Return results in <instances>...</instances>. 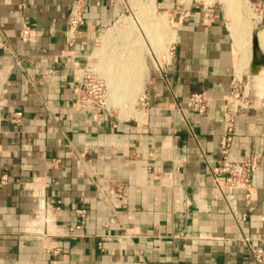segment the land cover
Returning <instances> with one entry per match:
<instances>
[{"label":"crops","instance_id":"crops-1","mask_svg":"<svg viewBox=\"0 0 264 264\" xmlns=\"http://www.w3.org/2000/svg\"><path fill=\"white\" fill-rule=\"evenodd\" d=\"M73 1L0 0V264H255L244 239L264 245V88L250 90L232 144L236 160L261 156L251 204L240 192L224 198L208 166L220 158L231 83L248 74L223 12L156 0L174 52L165 74L150 75L140 119L122 120L78 92L125 2L84 0L70 46ZM198 92L212 100L208 114L183 115Z\"/></svg>","mask_w":264,"mask_h":264},{"label":"rangeland","instance_id":"rangeland-1","mask_svg":"<svg viewBox=\"0 0 264 264\" xmlns=\"http://www.w3.org/2000/svg\"><path fill=\"white\" fill-rule=\"evenodd\" d=\"M148 1L149 0H124L126 11L122 18H124V20H128H126L128 23L127 29L122 28L124 30L120 33L117 31L111 32L112 29L116 27L115 24L110 29L102 31L97 38L94 51L91 54L84 69V71L87 68L92 70V80L88 81L90 87L84 89L86 90L85 96H96L97 99H103L105 96L104 100H106L105 103L107 109H101L112 113L117 118L120 117V111L115 107L110 108L111 110L108 107V102L110 99V86L108 82L119 78L118 76L124 73L127 65H135V67L132 68V71L136 72L134 79L140 81L143 92H140L141 94H139L136 90V92H133V95L128 96V98L132 99L133 101V103H130L132 104V109H137V111L144 110L145 104L147 103V87L150 75L153 72L158 73L159 69H166L171 58L172 47H174V33L167 10L163 9L155 0L157 9L155 13H143L139 7L145 5ZM185 1L187 0H182V2ZM191 1H194L196 4L202 5L203 7L207 6L219 8L225 15L226 22L234 39V32L236 29H238V20L243 19L246 20V22H249V24H251L250 27L252 28L251 34L249 35V42L251 44L250 48L252 51L253 36L258 34L264 23L263 15L261 16V13L258 11V9L261 8L257 6V4L261 1L242 0V5H240V7H242L239 8V10H235L236 12L233 10L230 11L224 4L223 0H190V2ZM263 5L264 4H262V11L264 9ZM228 11L231 13L229 14ZM159 21L163 22V28L160 30L159 27H157V23H159ZM119 25L122 26L121 23ZM142 27L150 29L148 30L150 32L153 46H150V40L146 41L144 35H142L140 32ZM150 47H152L154 50ZM135 55L136 57H134ZM138 63H140V65H138ZM250 67L251 64L249 67H247L246 71H248V74L245 76L244 84L247 85L250 81L248 85L250 90L255 87L263 89L264 76L260 77V84L258 85L254 81V77L250 75ZM119 91V89H113V92L116 96Z\"/></svg>","mask_w":264,"mask_h":264},{"label":"built area","instance_id":"built-area-1","mask_svg":"<svg viewBox=\"0 0 264 264\" xmlns=\"http://www.w3.org/2000/svg\"><path fill=\"white\" fill-rule=\"evenodd\" d=\"M263 1L257 4L262 9ZM264 6V5H263ZM85 8L86 4L84 0H74L71 6V10L67 20V43L73 46L77 40L81 27L85 24ZM256 8V6H255ZM258 9L263 15V11ZM205 16L211 18L214 14L213 7L205 8ZM29 33L26 31L23 35L25 41ZM0 47L8 49L5 43H0ZM174 52L172 47L171 56ZM171 59V58H170ZM19 66L21 63L18 62ZM89 66V64H88ZM168 66V64H167ZM160 74H165L166 69L158 70ZM92 80V70L87 68L79 83L78 99L86 105H94L98 108H106V100L100 99L95 96H85L86 88L90 87L88 81ZM248 85L244 84V80L239 77H235L231 83V89L228 98L226 99L225 107V129L223 134V145L220 152V158L217 161L208 163L211 178L214 186L218 189L219 193L226 198L228 191L240 192L244 195V201L246 205L251 204L252 200V177L258 169V163L261 156L250 157L244 160H236L232 154V144L235 136V127L237 120L240 116H243L252 106L251 92ZM212 100L204 92H198L192 94L187 102L186 107L181 108L180 112L186 115L187 112L197 113L200 116H206L211 108ZM107 109V108H106ZM23 120L22 112H15L11 115L10 121L12 123L20 124ZM81 216L86 213L85 210L78 211ZM237 223L241 224L247 220L248 215L244 214L241 217L234 215ZM82 225L77 226L75 229H71L69 234L75 235L76 230H80ZM264 241V236L262 237ZM244 241L248 244L249 253L252 261L255 264H263L264 262V245L256 246L249 238H245ZM142 264H149L143 262Z\"/></svg>","mask_w":264,"mask_h":264},{"label":"bare ground","instance_id":"bare-ground-1","mask_svg":"<svg viewBox=\"0 0 264 264\" xmlns=\"http://www.w3.org/2000/svg\"><path fill=\"white\" fill-rule=\"evenodd\" d=\"M223 2L230 11L231 10L235 11L237 9L239 10V8L242 7V6L240 7V5H242L241 4L242 0H223ZM136 8H138V7H136ZM139 8H141L143 13L154 14L155 11L157 10L156 5H155V0H149L145 5L140 6ZM230 11H228L229 14L231 13ZM149 15H151V14H149ZM126 20L127 19L124 20V18H122L115 25L116 27L114 29H112L111 32L117 31L120 33L124 29H127V27H128L127 21L128 20L127 21ZM120 23L122 24V26L119 25ZM250 25L251 24H249V22H246V20L240 19V20H238V29H236L234 32L236 43H237L239 51L242 55V61H241L242 70L244 68L249 67L251 64V55H252L251 53H252V51L250 48L251 44L249 42V37H250L249 35L251 34L252 28L250 27ZM138 26H139V24H138ZM143 27L141 28L140 32L142 33V35H144L146 41L150 40V42H151L152 39L150 37V32H149L150 29L148 28L149 29L148 30L146 27L145 28H143ZM157 27H159V30L161 28H163V22L159 21V23H157ZM122 28H124V29H122ZM139 30H140V28H139ZM258 39H259L260 47L264 53V28L260 29V31L258 32ZM153 44H155V43H153ZM150 46H153L152 42H151ZM150 48H152V47H150ZM134 57H136V55ZM138 65H140V63H138ZM133 67H135V65H133V64L127 65L124 73L122 75L118 76L119 78H117V79L115 78L116 80L113 79L110 82H108L109 86H110V93H109L110 99L108 102V107H109V109L112 107H115L117 110H119L120 111V117L119 118L122 120H130L133 118L140 119V117L142 115V111H137V109L135 110L134 108L132 109V107H131L132 104H130V103H133V101H132V99L128 98V96H132L133 92H136V90L138 91L139 94H141L143 92L140 81L137 79H134L136 72L132 71ZM261 74H263V75H261ZM261 74L259 76H257L256 78H254V81L258 85L260 84V77L264 76V69L261 71ZM131 79H133V80H131ZM115 88L120 90L117 93V96L113 92V89H115ZM135 95H138V94H135ZM133 107H134V105H133Z\"/></svg>","mask_w":264,"mask_h":264},{"label":"water","instance_id":"water-1","mask_svg":"<svg viewBox=\"0 0 264 264\" xmlns=\"http://www.w3.org/2000/svg\"><path fill=\"white\" fill-rule=\"evenodd\" d=\"M253 49H252V60H251V75L256 78L261 74L264 69V53L260 47L258 34L253 36Z\"/></svg>","mask_w":264,"mask_h":264}]
</instances>
